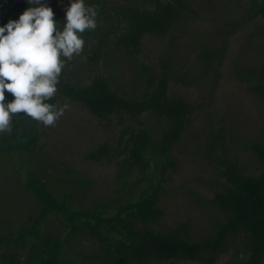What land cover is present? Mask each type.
<instances>
[{"label": "trees", "instance_id": "obj_1", "mask_svg": "<svg viewBox=\"0 0 264 264\" xmlns=\"http://www.w3.org/2000/svg\"><path fill=\"white\" fill-rule=\"evenodd\" d=\"M197 1L84 0L97 27L79 34L83 51L46 102L115 134L82 157L113 165L114 180L93 195L89 178L52 162L43 123L13 115L0 159L18 165L34 203L0 229V264H264V0H205L210 15ZM46 3L62 30L70 0ZM28 7L0 0V27ZM242 98L251 133L236 115ZM189 155L206 174L174 185ZM173 194L196 216H172Z\"/></svg>", "mask_w": 264, "mask_h": 264}, {"label": "clouds", "instance_id": "obj_2", "mask_svg": "<svg viewBox=\"0 0 264 264\" xmlns=\"http://www.w3.org/2000/svg\"><path fill=\"white\" fill-rule=\"evenodd\" d=\"M26 2L31 7L18 20L0 27V133L10 132L12 116L21 113L55 126L65 109L46 101L55 96L66 61L83 51L79 34L97 27L98 9L84 0H70L62 30L46 0ZM5 91L14 97L8 103Z\"/></svg>", "mask_w": 264, "mask_h": 264}, {"label": "rangeland", "instance_id": "obj_3", "mask_svg": "<svg viewBox=\"0 0 264 264\" xmlns=\"http://www.w3.org/2000/svg\"><path fill=\"white\" fill-rule=\"evenodd\" d=\"M218 2L219 0H215V4ZM196 5L202 10V13L210 15V5L205 0L197 1ZM18 19L19 16H16L14 20ZM210 25V18H206L200 22V27L204 30H207ZM244 41V37H237L233 42L235 54L240 50L238 49L240 42L242 46ZM153 47L154 44H151V50ZM252 50L254 51L248 54V57L254 59L256 51L255 49ZM123 80L130 81L128 78H124ZM223 91L227 93L229 90L228 88H224ZM189 92L196 95L195 91L190 90ZM5 96L10 97L9 100L12 98V95L7 91H5ZM238 105L235 111L242 122V129L251 133L254 130L253 119L256 118L254 110L247 109V104L243 98L238 101ZM64 109L63 115L56 122L58 124H55V126H45L47 129L40 128L41 124L39 127L43 139L50 140L51 144H53L50 147L48 146L52 151V162L61 168L67 167L72 169V174L76 176L89 178L92 182L93 195L106 191L112 184V180H114V166L83 161L82 157L86 151L93 149L99 141L106 139L107 136L113 138L115 134L108 135L109 133L102 131L96 121L91 119L81 109L68 105H65ZM4 133L6 131L0 134ZM16 167L18 165L11 163L9 158L7 162L5 159H0V229L3 226L6 227V224L12 225L18 219L27 215L32 210V204L34 203L33 199L19 186V182L23 178L14 173V168ZM205 174L202 171L199 160L195 159L194 155H189L182 162L178 173L174 177L173 184L178 185L179 183L185 185L193 180V178L204 176ZM189 206L182 197L176 194H173L168 203V209L175 218L187 214L196 216V212Z\"/></svg>", "mask_w": 264, "mask_h": 264}]
</instances>
